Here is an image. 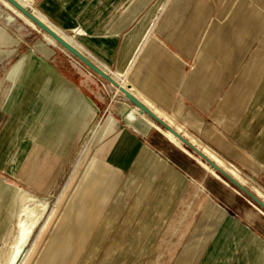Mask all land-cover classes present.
<instances>
[{"label":"crops","instance_id":"1","mask_svg":"<svg viewBox=\"0 0 264 264\" xmlns=\"http://www.w3.org/2000/svg\"><path fill=\"white\" fill-rule=\"evenodd\" d=\"M35 7L264 195V0H35ZM10 23L0 41L11 37ZM25 29L0 46V242L19 194L28 193L48 206L56 201V213L23 264H264L258 209L146 119L132 118L126 97L61 46L53 44L59 49L49 58L48 48L26 50Z\"/></svg>","mask_w":264,"mask_h":264},{"label":"bare ground","instance_id":"2","mask_svg":"<svg viewBox=\"0 0 264 264\" xmlns=\"http://www.w3.org/2000/svg\"><path fill=\"white\" fill-rule=\"evenodd\" d=\"M19 1L24 7H26L27 9H29V7L32 5L33 0H17ZM0 3H2V5H4L5 7H7L13 14H15L16 16L20 17L21 19H23L25 21L26 24H28L30 27H32L33 29H36L37 31H40V29L33 23L31 22L28 18H26L21 12H19L16 8H14L11 4H9L7 1L5 0H0ZM29 6V7H28ZM7 9V10H8ZM36 15V13H35ZM43 32V31H42ZM57 32V31H56ZM58 33V32H57ZM44 37L45 40L44 41H39L36 43V48L40 50V48L38 47V44L41 43V49H46L48 48L50 50V56L53 55V51L51 50V46L53 47V44H57V42L48 34L44 33ZM43 37V38H44ZM65 38V37H64ZM66 39V38H65ZM67 40V39H66ZM68 41V40H67ZM69 42V41H68ZM71 43V42H70ZM72 44V43H71ZM59 46V45H58ZM60 47V46H59ZM63 49V48H61ZM63 51H65L63 49ZM42 52V51H41ZM30 53H32V51L30 50ZM48 56V58L50 57ZM79 63V62H78ZM80 64V63H79ZM17 64L14 65L13 70L16 71L17 70ZM13 70H9L8 71V76H10L11 72ZM111 73V72H110ZM116 73V72H115ZM121 77L120 74H115L114 78L116 80H118V78ZM122 81V80H121ZM121 81H119V83L121 84ZM124 81H122L123 83ZM124 87V86H123ZM117 92H119L116 89ZM135 107V106H133ZM131 108L132 111H134L136 113V115L138 117H142L144 119H146L153 127H155L158 131H160L164 137L171 142L173 145H175L176 147H178L179 149H181L182 151H184L185 153H187L188 155L192 156L194 159H196L205 169H207L209 171L210 174H212V176L214 175V177H216L218 180L224 182V183H228L225 179V181L222 179L223 177H221L217 172L214 171L213 168H211L206 162L204 163L203 160L200 157H197V155L195 156L194 153H191L189 150H187L184 146V144L170 131L163 129L162 127H160L158 124L156 125V123L151 120L149 117H147L145 114L142 115L141 111L135 107ZM147 118H146V117ZM161 117H163V120H165V122L167 124H169L171 127H174V122L166 115H161ZM148 119H150L151 121H149ZM125 122V121H124ZM182 128V127H181ZM180 127L175 128L177 129V131H179L181 134H183L185 137H187L193 144H197L196 139L191 136L189 134V132L183 131ZM157 132V131H156ZM200 144V143H199ZM202 147V146H201ZM203 151L211 158L213 159L218 165H220L221 167H223L224 169H226L229 173H231L233 175V177H235V179H237L238 181H240L243 184H246V179L240 174V172L232 167H229L220 157H218L217 155H215L212 151H210L207 148H203ZM229 184V183H228ZM227 184V185H228ZM230 185V184H229ZM9 187V186H8ZM21 189V188H20ZM231 189V188H230ZM234 189V188H233ZM10 191V190H9ZM234 191L237 192L236 189H234ZM257 195L264 201V195L257 189H255ZM21 193V192H20ZM232 193V192H231ZM3 194V193H2ZM7 196V195H6ZM31 198H36L35 196L28 194V193H22L19 194V197L17 199V201L19 200L18 203V213L16 216V224H15V230H16V234L15 237H13L14 239L12 240L11 246H10V252L7 256V259L5 261L4 264H18L20 259L25 255L28 245L32 239V236L35 233L36 228L38 227V224L40 222V218L41 215H38V212L41 211H46L47 205L43 202H39L37 203L33 208H26L24 205L26 204V202L31 199ZM6 199V198H5ZM1 201V200H0ZM32 201V200H31ZM248 201V200H247ZM250 203V202H249ZM3 207H4V201H3V206L1 205V210L3 212ZM254 207L256 209H258L263 215L264 212L258 208L257 206L254 205ZM0 210V211H1ZM2 224V223H1ZM11 230V229H10ZM12 231H9V233L6 235L5 239H3L0 242V260H1V253L3 254L5 247L8 244L9 238H10V234ZM11 242V241H10ZM7 251V250H6ZM4 261V260H3ZM0 264L1 261H0Z\"/></svg>","mask_w":264,"mask_h":264},{"label":"water","instance_id":"3","mask_svg":"<svg viewBox=\"0 0 264 264\" xmlns=\"http://www.w3.org/2000/svg\"><path fill=\"white\" fill-rule=\"evenodd\" d=\"M21 12L26 18L33 22L41 31L51 36L59 46H61L65 51L77 59L83 66H85L89 71L103 78L109 82L115 89L122 93L126 99L135 107H137L142 114H145L156 124L162 127L165 130L172 132L183 144L185 147L189 148L195 155L200 157L204 162H206L211 168L214 169L223 179H225L231 186L240 191L249 199V201L255 204L264 212V201L255 193L252 189L248 188L245 184L241 183L231 173L226 169L218 165L213 159H211L203 150L198 148L193 144L187 137L181 134L177 129L171 127L165 122L159 115L153 112L149 107H147L141 100H139L135 95H133L129 89L123 87L118 80H116L109 73L101 69L93 61H91L87 56H85L79 49L73 46L68 42L64 37L58 34L52 27L40 19L34 12L30 11L24 7L17 0H5Z\"/></svg>","mask_w":264,"mask_h":264},{"label":"rangeland","instance_id":"4","mask_svg":"<svg viewBox=\"0 0 264 264\" xmlns=\"http://www.w3.org/2000/svg\"><path fill=\"white\" fill-rule=\"evenodd\" d=\"M8 8L5 7L4 5H2V3H0V27H3L8 21L9 22H12L10 23L11 27H10V31H8V33L10 34V36L16 38V33H17V29L18 27H25V36H24V40L26 41L27 43V46H26V50H29L30 47H33L34 44H36L37 42L39 41H44L45 40V37H44V32H42L41 30L40 31H37L36 29H33L32 27H30L28 24L25 23V21L19 17H17L15 14H13L9 9L7 10ZM30 11L32 12H37L36 11V7H35V0H33V3L32 5L30 6L29 8ZM11 37H5L3 38L1 41H0V46L1 45H4L6 44L7 42H11V43H16L15 40H13ZM44 37V38H43ZM38 47L40 48V50L44 53V51L41 49V43L38 44ZM51 50L53 51V54L54 52H56V49H59L57 47H50ZM49 50V49H48ZM63 51V50H62ZM50 50L48 53H44L45 55L47 56H50ZM63 53H66L65 55H67L68 58L72 59L74 61V63L79 62L77 59H75L72 55H70L69 53L67 52H63ZM15 62V61H14ZM80 63V62H79ZM77 65V63H76ZM78 67H82V69H84V71H89L85 66H83L81 63ZM14 68V66H13ZM13 68L11 70H13ZM0 76H3L2 74H0ZM18 76H16V74H12L8 77L9 80L11 81H15V79L17 78ZM123 79V81H125V83L128 84V80L126 77H121ZM121 81V80H120ZM115 89V88H114ZM116 90V89H115ZM117 93H120V92H117ZM130 111V110H129ZM131 116L132 118H137L138 116L136 115V113L133 111L131 112ZM143 115V114H142ZM144 116V115H143ZM146 117V116H145ZM147 118V117H146ZM149 121H151L150 119H148ZM153 122V121H151ZM154 123V122H153ZM155 124V123H154ZM157 125V124H156ZM176 127V126H175ZM186 148V147H185ZM187 149V148H186ZM188 150V149H187ZM191 153H193L192 151H190ZM196 156V155H195ZM198 157V156H197ZM204 162V161H203ZM205 163V162H204ZM223 179V178H222ZM224 180V179H223ZM225 181V180H224ZM248 188L252 189L253 190V187L251 185H249L247 182L245 184ZM231 186V185H230ZM232 188H234L233 186H231ZM235 189V188H234ZM237 190V189H236ZM237 193H239L240 195H242V197H244L246 200L249 201V199L247 197H245L244 194H242L240 191L237 190ZM32 200V201H31ZM39 202H43L47 205V208L46 211H39L38 212V215L40 216L41 215V218H40V222L38 224V227L36 228L35 230V233L34 235L32 236V239L28 245V248H27V251L25 253V255L20 259L19 263L18 264H23L25 258H26V255L28 253V249H30L32 247V244L34 242H36L39 238V235H41L40 233L42 232V229L43 227L46 225V222L50 216V214L54 213L55 212V208H56V201H52L50 203V205L48 206V203L42 198V197H38V198H31L29 199L26 204L24 205L26 208H33L37 203ZM250 202V201H249ZM248 202V203H249ZM251 203V202H250ZM252 205H255L253 203L249 204V207L251 209H256L254 208ZM256 206V205H255ZM256 211V210H255ZM56 213V212H55ZM263 218H264V215L260 214ZM15 224H16V220L15 222L13 223V225L10 227L9 231H12L11 234H10V238H9V241H8V244L7 246L5 247L4 249V252L3 254L1 253V263L4 264L6 259H7V256L10 252V246H11V243H12V240L14 239L13 237H15V234H16V230H15ZM0 228H4L3 226V222L2 224L0 223ZM3 230V229H2ZM1 232V231H0ZM3 232V231H2ZM9 233V232H8ZM11 241V242H10ZM39 241L40 239L37 241V244H39ZM38 246V245H37ZM7 250V251H6ZM1 251V250H0ZM33 259V257H32ZM4 260V261H3ZM32 262V260H31ZM31 262L29 264H31Z\"/></svg>","mask_w":264,"mask_h":264},{"label":"trees","instance_id":"5","mask_svg":"<svg viewBox=\"0 0 264 264\" xmlns=\"http://www.w3.org/2000/svg\"><path fill=\"white\" fill-rule=\"evenodd\" d=\"M187 148V147H186ZM189 151H191L189 148H187Z\"/></svg>","mask_w":264,"mask_h":264}]
</instances>
